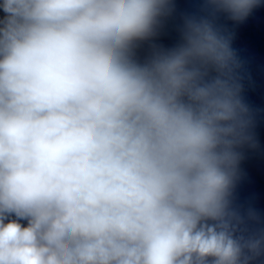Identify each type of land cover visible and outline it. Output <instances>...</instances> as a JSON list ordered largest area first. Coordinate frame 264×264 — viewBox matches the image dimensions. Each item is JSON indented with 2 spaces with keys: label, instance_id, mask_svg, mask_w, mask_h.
Listing matches in <instances>:
<instances>
[{
  "label": "clouds",
  "instance_id": "1",
  "mask_svg": "<svg viewBox=\"0 0 264 264\" xmlns=\"http://www.w3.org/2000/svg\"><path fill=\"white\" fill-rule=\"evenodd\" d=\"M262 5L0 0V264H264L231 26Z\"/></svg>",
  "mask_w": 264,
  "mask_h": 264
},
{
  "label": "water",
  "instance_id": "2",
  "mask_svg": "<svg viewBox=\"0 0 264 264\" xmlns=\"http://www.w3.org/2000/svg\"><path fill=\"white\" fill-rule=\"evenodd\" d=\"M2 15L0 11V16ZM177 23L176 18L165 22L159 42L166 45L175 42ZM231 26L234 27L237 37L234 47L244 62L245 79L242 94L246 103L257 110L256 123L262 122L264 121V5L255 9L245 21ZM143 54L144 49H141L140 55Z\"/></svg>",
  "mask_w": 264,
  "mask_h": 264
}]
</instances>
